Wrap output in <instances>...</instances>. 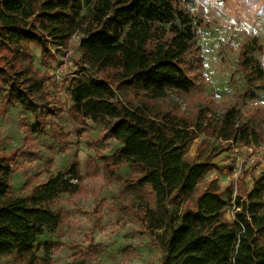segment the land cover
<instances>
[{
	"label": "trees",
	"instance_id": "trees-1",
	"mask_svg": "<svg viewBox=\"0 0 264 264\" xmlns=\"http://www.w3.org/2000/svg\"><path fill=\"white\" fill-rule=\"evenodd\" d=\"M193 1L0 0V103L29 111L41 131L42 117L56 112L55 100L29 46L48 65L54 51L80 34L79 71L66 91L71 111L101 125L121 145L106 165L111 175L128 166L137 175L129 187L147 185L154 193L157 207L145 208L141 221L162 245L163 264H264V173L246 200L236 198L240 210L233 221L225 217L227 203L216 189L188 203L211 161L234 144L260 141L238 107L215 115L214 102L199 89V33L185 7ZM263 49L252 39L240 62L260 88L264 66L253 54ZM118 91L128 98L122 100ZM191 93L198 94L193 115L171 100ZM202 133L219 144L203 161L186 160ZM14 173L11 159L0 156V260L15 256L21 264H51L48 251L38 258L36 245L59 226L53 203L77 191L72 183L80 179L77 165L39 181L27 197L14 193Z\"/></svg>",
	"mask_w": 264,
	"mask_h": 264
},
{
	"label": "rangeland",
	"instance_id": "rangeland-1",
	"mask_svg": "<svg viewBox=\"0 0 264 264\" xmlns=\"http://www.w3.org/2000/svg\"><path fill=\"white\" fill-rule=\"evenodd\" d=\"M185 7L199 33V89L209 96L208 102H214L215 115L238 107L243 119L260 133L259 143L234 144L211 161V171L188 198L192 203L205 190L216 189L227 203L225 217L233 221L240 210L236 198L242 195V201L246 200L254 180L264 173V88L240 65L243 48L252 39L264 45V0H194ZM83 13H88L87 8ZM80 37H72L65 49L54 51L48 65H43L39 49L29 46L36 68L50 79L47 87L56 112L42 117L38 131L29 111L17 105L5 109L0 103V156L11 159L14 193L23 197L39 181L77 165L80 179L72 182L77 191L64 193L53 203L60 223L40 236L39 259L48 251L51 264H163L162 245L141 221L145 208L157 207L154 193L147 185L129 187L137 175L128 166H119L111 175L106 165L121 145L107 137L101 125L83 121L71 111L73 103L66 91L79 71ZM253 55L264 66V49ZM117 93L124 101L128 98L126 92ZM171 100L193 115L198 94L172 95ZM218 144L219 140L202 133L185 158L203 161ZM0 264L21 262L12 256Z\"/></svg>",
	"mask_w": 264,
	"mask_h": 264
},
{
	"label": "built area",
	"instance_id": "built-area-1",
	"mask_svg": "<svg viewBox=\"0 0 264 264\" xmlns=\"http://www.w3.org/2000/svg\"><path fill=\"white\" fill-rule=\"evenodd\" d=\"M252 160H253V162H256L257 161V155ZM263 162H264V159H263Z\"/></svg>",
	"mask_w": 264,
	"mask_h": 264
},
{
	"label": "crops",
	"instance_id": "crops-1",
	"mask_svg": "<svg viewBox=\"0 0 264 264\" xmlns=\"http://www.w3.org/2000/svg\"><path fill=\"white\" fill-rule=\"evenodd\" d=\"M72 102V101H71Z\"/></svg>",
	"mask_w": 264,
	"mask_h": 264
}]
</instances>
